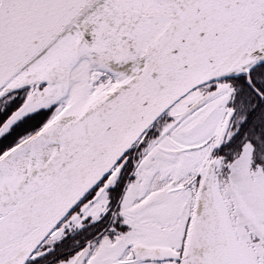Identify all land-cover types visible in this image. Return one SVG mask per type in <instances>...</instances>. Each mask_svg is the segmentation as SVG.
I'll return each instance as SVG.
<instances>
[{
    "label": "snow or ice",
    "instance_id": "snow-or-ice-1",
    "mask_svg": "<svg viewBox=\"0 0 264 264\" xmlns=\"http://www.w3.org/2000/svg\"><path fill=\"white\" fill-rule=\"evenodd\" d=\"M0 264H264V0H0Z\"/></svg>",
    "mask_w": 264,
    "mask_h": 264
}]
</instances>
